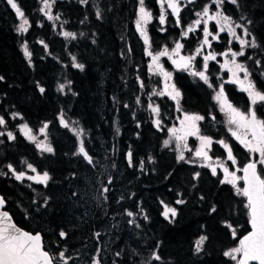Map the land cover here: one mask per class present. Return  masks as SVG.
<instances>
[{
	"label": "trees",
	"instance_id": "obj_1",
	"mask_svg": "<svg viewBox=\"0 0 264 264\" xmlns=\"http://www.w3.org/2000/svg\"><path fill=\"white\" fill-rule=\"evenodd\" d=\"M134 1L88 0L84 4L80 0H56L51 12L59 14L60 18L53 29L38 10L39 0H17L29 20V30L20 33L15 10L7 0H0V77H3L0 80V116L6 122L0 126V133L12 132L15 137L9 140L6 133L0 135V173H3V176L0 174V195L6 201L5 210L18 227L41 234L43 248L52 258L58 252V245L65 244L66 240L71 242L78 233L85 231L86 228L79 226L75 232L68 231L63 240L59 233H55L58 228L68 227L69 217L63 214L61 199L57 200V205L53 204L54 193L68 190L66 186L74 180L81 183V174L86 168L75 154L74 136L60 124L63 116L70 127L86 133L83 141L87 151H92L93 145L101 148L99 139H102L116 146L119 165L125 150L132 153L133 164L151 155L152 169L140 176L148 189L146 192L139 186L135 189V202L141 201L139 205L144 206L145 201L147 207L151 206L150 229L146 236L144 230L141 233L161 257L148 264H235L224 252L236 247L237 236L247 230L244 198L231 184H221L219 176H213L204 167L198 168L195 173L200 176L194 179L195 173L191 174L190 170H195V166H174L172 154L159 149L160 133L146 113L134 105L138 90L134 75H139L143 85L147 83L143 52L131 28ZM146 5L155 17L159 16L156 0H146ZM226 7V14L232 18L243 17L241 20L251 33L249 37L256 43L255 48L246 45L245 55L238 59L249 70L250 80L264 91V0H238V5ZM157 24L147 26L152 50L161 44L170 45L178 37V28L161 32ZM59 31L75 33L76 38H65ZM189 37L182 39L186 50L193 47ZM25 43L32 53L30 60L24 56L22 45ZM73 57L76 63L84 65L83 70L72 66ZM212 72L217 71L210 61L206 74ZM172 81L180 92L179 109L204 117L200 122V133L213 140L210 156L224 158L226 149L216 143L224 140L233 149L235 167L248 160L246 149L229 136L227 126L216 110L211 89L187 73L176 70L172 72ZM153 82L157 83L156 80ZM60 85L65 86L63 91ZM223 86L229 102L247 111L245 95L234 85L224 83ZM40 87L45 89L43 93ZM147 91L145 85L141 90L140 109L145 108L143 95ZM155 102L160 107L161 117L168 114L171 118L174 106L171 99L155 98ZM255 108L258 117L262 118V106L256 105ZM13 113L19 115L13 116ZM45 123H48L45 132L53 149L51 153L37 151L16 127L27 124L31 132H37ZM114 127L119 130L118 137L113 134ZM28 163L36 168L37 173H49L47 185L23 187L7 169L11 164L17 172ZM257 170H260L259 166ZM176 190L181 193L184 203L176 206L177 215L172 224L165 223L156 211ZM41 192L47 201L41 210H37L38 217L24 218L19 206L27 213L32 212L31 200L36 199L39 207L42 200L35 197L42 195ZM143 192L146 195L143 196ZM213 207L215 211H212ZM46 209L50 213L44 218L42 215ZM50 230L54 233L51 234ZM233 230L236 238L232 236ZM202 235L207 239L201 251L196 252L195 241Z\"/></svg>",
	"mask_w": 264,
	"mask_h": 264
},
{
	"label": "snow or ice",
	"instance_id": "obj_2",
	"mask_svg": "<svg viewBox=\"0 0 264 264\" xmlns=\"http://www.w3.org/2000/svg\"><path fill=\"white\" fill-rule=\"evenodd\" d=\"M56 0H41L42 7L39 9L41 13L49 20H59V14L55 17L51 14V10ZM81 3L86 4L88 0H80ZM160 8V13L158 17L154 16V13L146 6V0H138L137 8V18L135 20L136 31L139 33L140 37L143 40L145 45V54L151 57V63L149 64V70L153 71L154 74H162L164 80L166 81L165 88L162 91L153 90L152 95L157 96H169L173 100H177L180 97V92L176 89L175 85H168L167 81L171 80V73L164 70L160 65V57L168 56L172 64L178 70L190 71V74L199 79L203 80L209 87H214L210 81L209 76L206 74L209 69V61L216 60L217 55H222L227 57L229 54L231 56L230 60H226L224 64L221 65V68H226L229 73H231L232 79L227 81V83H238L241 85V90L248 94L250 100V107L247 112H241L239 109L234 107L225 96L224 86L220 85L219 91L216 92L214 99L219 103L221 111L225 112L228 116V124L235 125L236 130H232L231 134L250 152L258 153L259 161H252L244 165L242 169H239L243 172V176H237L236 171H230L228 167L223 164L218 165L224 173V178L220 180L221 184H231L233 188L236 189L238 195L246 198L245 208L248 210L249 224L251 225V231L244 235L242 238H239V243L236 247L231 248L228 251L224 252L226 257H229L231 260L235 261V264H250V262H255V264H264V169L261 171L257 170V163L264 165V120L260 119L257 115L256 105H264V91L260 90L259 87L249 79V70L241 63H238L236 58L238 56H244L243 51L246 44L249 42L244 40L241 36L237 35L236 28L243 27L244 34L250 35L251 33L246 26H242L239 23H235L232 20V17L224 14L222 11L212 12L208 6L205 4L203 8L196 12L195 15L197 19L192 22V25L187 27L186 31L181 33L182 37H187L189 33L195 32L196 27L202 25L203 40L201 41L200 47H197L195 50V55L182 56L180 55V50L184 47L182 43L177 41L175 47L171 49V52L167 48L164 50L153 53L151 51V41L149 33L147 30V25L153 21V19H158L161 26L167 23L168 15H171L175 18L177 26L182 25L181 10L182 4L186 7L188 4L195 3V0H156ZM229 3L233 5H238V0H228ZM211 3L216 6L217 9H220L225 0H211ZM7 4L15 10L16 16L20 18L21 22L18 25V32L26 33L29 28V20L25 16V13L18 6L17 0H7ZM170 10V11H169ZM99 17L100 13L97 12ZM243 19V17H241ZM209 21H214L217 29L216 31H211L209 29ZM234 25V26H233ZM165 29L161 27L160 31ZM227 32L229 39L228 44L231 45L233 41H238L240 44V51H233L229 47L223 53L208 52L206 55H203V65L202 70H193V62L196 59L197 55H200L203 47H212V41L219 40L221 38V33ZM63 36L65 38L75 39L76 34L68 31H64ZM83 35V33H81ZM211 37V40L209 39ZM40 43H43L41 41ZM47 47V45H45ZM251 47L255 48L256 43L253 40L251 42ZM24 56L30 60L32 53L29 51L27 44L22 45ZM251 57H249L250 59ZM73 67L83 70L84 65L75 62V57H73ZM259 63V61H257ZM243 72L244 76L241 79L238 76V73ZM264 74V73H262ZM3 77H0L2 80ZM71 81H69V84ZM64 85H60V90H64ZM141 87H144L141 83ZM40 92L43 93L45 89L43 87L39 88ZM139 103V100H138ZM127 107V105H126ZM150 110L156 116L160 115V108L158 105L153 106L149 105ZM19 115L18 113H13V116ZM203 116L200 115H188L185 114L184 119L181 121L182 128L177 130L175 128H170L169 133L176 140L177 147L180 148L181 143L186 140L187 136L195 135L200 141L199 148L195 151V156L204 160L209 161L211 157L208 155L209 150H211V145L213 140L211 137L200 134V128L197 126L198 121H202ZM215 119V117H213ZM5 119L3 116H0V126L5 125ZM60 124L64 128H69V124L66 122L63 116L60 117ZM157 127L160 126V119L155 120ZM48 128V123H45L43 127L39 130L41 133H44L45 129ZM21 132L30 140L35 141L36 136L31 134V129H29L27 124L20 126ZM73 133L79 137L82 135V130L78 131L76 129H70ZM242 130V131H240ZM119 130L117 129V132ZM178 131H182L183 135H178ZM3 135V133H0ZM9 140L15 139L12 132L7 133ZM223 146L227 151V159L231 160L233 164H236L235 157L233 156V149L229 144L224 140L216 141ZM169 144L168 140L164 141V145ZM187 148L186 143L183 145ZM36 148L43 151L51 153L53 151L52 147L45 144L43 141L36 143ZM82 155L85 160L89 163H92V159L86 151L84 141H80L78 153ZM130 166L132 164V153H128ZM178 160H185L183 152H180ZM202 166L211 167L208 164ZM141 167H143V161H141ZM10 171H12L16 180H22L25 177V172L20 171L16 172L11 164L8 165ZM27 168L32 172H36V168L31 164H27ZM211 172L213 176L217 175L216 167H211ZM200 173L194 174V179L199 177ZM28 180L35 181L39 184L47 185L50 180L48 172H43L37 176H27ZM243 181V187L237 186V181ZM111 182V181H109ZM104 191H108L107 188ZM6 201L3 197H0V207H3ZM163 203V201L161 202ZM177 204L184 203L183 200H177ZM212 211H215V207L212 208ZM128 216H133L134 213L129 211L127 212ZM162 215L165 219L175 218L177 215V210L174 207H171L167 204L164 205V211ZM147 219V217H145ZM133 223V221H129ZM139 227V225H137ZM231 228V225H227ZM65 232L61 231L60 236L64 237ZM96 235H99L97 233ZM233 238H236V231H232ZM206 236H200L195 241V251L200 252L204 242L206 241ZM119 255V253H117ZM59 258L67 260L64 252L59 253ZM153 258L155 260H160L161 257L155 252L153 253ZM0 264H53V258L50 256L49 252L44 250L42 247V238L39 233L32 234L26 231H22L17 228L14 224L11 223V218L7 211L0 213ZM93 264H99L98 261L93 259Z\"/></svg>",
	"mask_w": 264,
	"mask_h": 264
},
{
	"label": "rangeland",
	"instance_id": "obj_3",
	"mask_svg": "<svg viewBox=\"0 0 264 264\" xmlns=\"http://www.w3.org/2000/svg\"><path fill=\"white\" fill-rule=\"evenodd\" d=\"M226 1H228V0H226ZM133 4H134L135 11L133 13L132 26L135 27V20L137 18L138 0H135L133 2ZM230 4L231 3H229V5ZM231 5H233V4H231ZM41 7H42V3H41V0H39V9ZM158 8H159V6H158ZM202 8H203V6L200 7L198 11H200ZM51 14L54 17L56 16L52 12H51ZM41 15L47 19V17H45L43 13H41ZM195 19H197V17ZM47 20L51 23L52 28L56 29L58 20H56V19H53V20L47 19ZM232 20H233L234 24L239 23L240 25L245 26V22L241 19L232 18ZM20 22H21V20H20V18H18V25L20 24ZM174 22H175V20H173V17L171 15H168L167 23L165 25L161 26L160 24H157L159 29H161L160 27H163L165 29L163 32H165L167 29L173 30L174 27H176V28L179 27L178 28L179 30L177 31L178 37L176 40H173L174 42H171L170 45L161 44V45H159L158 48H156L154 50L151 49V51H153V53H158V52L164 50L165 48H167L169 50V52H171V49H173L175 47V43L177 41H179L180 43H182L184 45V42L182 41V39L180 37H181V33L183 31H186V27H185V29L181 28V26L177 27L176 24H174ZM150 23H154V24L159 23V20L156 19L155 22L152 21ZM122 31L124 33L125 28H124V30L122 29ZM63 32L64 31H59V34H61L63 36V34H62ZM133 32H135V31L133 30ZM236 33H237V35L241 36L244 40L248 41L249 42L248 44H251L252 39L249 37V35L244 34V28L243 27L236 28ZM195 41H196V39H195ZM136 42L139 43L140 49L144 53L145 52V45H144V43L143 44L141 43V40L137 35H136ZM123 43L125 45V41ZM200 43H201V39H200V37H198L197 41L195 43L193 42V47H191L190 49H187V50L183 47L180 50V55H182V56L195 55V50L197 49V47H200L199 46ZM235 43H236L235 51H240L241 49H240L239 42L235 41ZM196 44L198 46H196ZM248 44H246V45H248ZM246 45H245L243 51H245ZM204 54H205V52L203 51V48H202L201 54L197 55L195 61L193 62V65H194L193 70H202L203 55ZM218 56L219 55L216 56V60L219 59ZM239 57L240 56H238L236 58L237 62L244 65L243 62L239 61V59H238ZM143 58H144L143 65H144V68H145V71L147 74V83H145V85H147V87H148V91L143 95V98L145 100V103H144L145 108L140 109L141 100H142L141 90L144 89L145 85H144V87H141V79L139 78L138 74H135L133 77L135 82L137 83V86H138V90L134 96L133 102H134V105L138 107L139 111L143 110L146 113L147 117L150 119L151 124H153V126L155 127V130L160 133V134H158L159 135V149H163V150L167 151L168 153L172 154L174 166H181V167H182V165H184L186 167L195 166L196 167L195 170L188 169V170H190L191 174H194L195 172H197L198 168H200V167H204L210 173H212L211 167H216V169H217V175L216 176H219V179L221 180L224 178V173H223V170L218 165L223 164L224 166L228 167L230 171H236L237 176H239L240 166L238 168H234L235 164H233L231 160L227 159V151H226V155L224 156V158H218V157L210 156V150H209L208 155L211 157V159L209 161H204V160L196 157L195 151L197 148H199L200 141L197 138V136H195V135L187 136L186 140L181 143L180 148L177 147V142L169 133V129L175 128L177 130H180L182 128L181 121L184 119L185 114H188V115H197V114H192V113L181 111L179 109L177 100H173L169 96L152 95V92L154 89L157 91H162L165 88L166 81L164 80V77L162 74H154L155 69H153V71L149 70V64L151 63V57L143 54ZM197 59H199V62ZM230 59H231V56L226 58V60H230ZM226 60H225V62H226ZM196 61L198 62L199 67L197 66ZM73 62L74 61L72 60L71 61L72 66H73ZM159 63L164 68V70L171 73V80L167 81L168 85H174V83L172 81V72L174 70H176L179 72L187 73L188 75H190L191 78H193V79L196 78L199 81L203 82L207 87H209L208 84H206L203 80L199 79V77L191 75L190 71L178 70L172 64V62L168 58V56H161ZM213 64L215 65L217 72L216 73L212 72V73L207 74L209 76L210 83L214 86V87H209L211 89V92H212V98L216 104V110H217L218 114L221 116L222 121L224 122V125L227 126L226 129L229 133V136L231 138H233V140H235L236 142H239V140H237L234 136H232L231 131H230V129L236 130V126L228 124L227 114L225 112L221 111L219 103L214 99L216 92L219 91L220 85L226 83V77L223 75V72L225 71V69L221 68L222 64L219 61H213ZM134 69L137 70V66H135ZM238 76L241 79H243L244 73L240 72V73H238ZM154 80H156L157 83H154L153 82ZM237 89L238 88H236V90ZM163 97L171 99L172 103L174 104V106H172L171 118L169 117L168 114H165L163 117H161V110H160V115L156 116L152 113V111L149 108L150 104H152L153 106L157 105V103L155 102V98L162 99ZM138 100H139V103H138ZM178 100H179V98H178ZM258 106H262L263 114H264V105L258 104ZM237 109H239V108H237ZM240 111L241 112H247L246 110H240ZM156 119H160V121H161V124L159 127H157L155 124ZM260 119L264 120V116ZM200 122L201 121L197 122V126L199 128H200ZM21 125H24V124H20L19 126H16L18 132L21 133L22 137L25 139V141L32 144L37 151L42 152L41 150L36 148L37 142L43 141L45 144L49 145L46 132L44 131V133H41L39 131L43 126L37 132H31L32 135L36 136V140L30 141L21 132V130H20ZM73 128L74 127H72V126L70 127V125H69L68 130L73 129ZM113 130H114L113 134L115 135V137H118L119 132H117V127H114ZM240 131H242V130H240ZM69 132L71 133L72 136H74L73 132L71 130ZM2 133H6V137H7V132H2ZM177 134L183 135V132L178 131ZM83 137H87L86 133H83L80 136V140L83 141ZM111 137H112V133H111ZM74 140H75V144L77 145V138L75 136H74ZM101 140L102 139H99L101 148H98L97 145H93V148H92L93 152H94V155H93V165H94L93 168L94 169H90L89 177L91 179L95 178L94 173H96V178H97L98 174H100V175H102L103 179H105L109 175H112L114 177V179L117 181V183L115 185L117 191L116 190L114 191V197L112 199L108 200V202L106 203L107 207L105 208V206H104L105 203L101 200L98 188L97 187L95 188V190H94L95 193H94L92 190V188H93L92 183L91 182L88 183L87 178L84 179V175H83V180L81 183H79L77 180H74V181H72V184H70V186L69 185L66 186L68 189H70L69 191L66 190L65 191L66 193L60 194L59 191L54 193L55 196H53L54 197L53 204L57 205L56 204L57 200L61 199L62 201L61 200L60 201H61L63 208H64L63 214H65V215H67V217H69V219L66 222V225L68 226V228L69 229H77V227H79L81 225V222H82V225L87 224L89 228H86V226H85V227H83L84 229L86 228L85 233H83V231H82V233L77 234V238H76V240H78L77 246H73V247L69 248V246H68L70 243L69 240H66L65 244H63V245H58L59 249H58V252L54 255L53 264H56V263L57 264H65V260H61L59 258L60 252L65 253L67 264H85V261H84V259L86 258L85 255L88 254L87 250L91 247L88 246L86 248V251H83V250H81V248H83L84 245H82L81 243L86 241V240L88 241V244L95 242L96 236L94 238V234H93L94 229H92L93 226L95 227L94 232H97V229H99L98 231L101 232V237H99V242L101 244L102 255L104 257V264H148L150 261H152V259H154L153 258L154 249H153L152 245L150 244V242L148 241V239L146 237H144V235L142 233H140L134 226L132 227V225L135 222H137L138 220H143V217L145 215L143 207L139 206L137 209H135V208L131 209L127 206L130 203L129 200H130V197L132 195V190L135 187V184L138 183L140 176L142 174L145 175L148 172V169H152L151 168L152 157H151V155L148 154L144 157V159H139L136 164H133V161H132V164L130 166L129 158L127 159L124 155V159L120 162L119 167H118L117 162L113 166L112 163L109 161L110 153H111V149H109V147H112V149H114L113 152L115 153L116 146L114 147V144L112 146L111 142L107 143L106 141H104V140L101 141ZM165 140L169 141V144L167 146L164 145ZM184 143H186L187 148H185L183 146ZM125 151H128V150H125ZM246 151H247V157L249 158V160H255L257 158V160L259 161L260 157H259L258 153H250L247 149H246ZM180 152H183L185 160H178L177 159ZM75 154H76V152H75ZM141 161H143V167H141ZM204 164H208L211 167L202 166ZM230 164H231V166H230ZM257 166H259V169H260L259 171L264 169V165H261L258 163ZM7 169H8V167H7ZM20 171H23L26 174L22 180H19V181L17 180V182L22 183V184L20 183L21 186L32 188V186H35V185H44V184H39V183H36L35 181L27 179V176H37L38 174H42V173L32 172L30 169L27 168V166H25L22 170H18L17 172H20ZM130 171H132L131 174H129ZM0 174L3 176V173H0ZM12 175H13V173H12ZM91 175H92V177H91ZM118 181H120L122 184H118ZM239 183H240V185H239ZM98 186H99V184H98ZM140 186L142 187L143 191L146 189V187H148V185L146 183H140ZM237 186L241 187L240 181H237ZM90 187H91V189H90ZM41 193H42V195L37 194V196L35 197V198L39 199L40 201L42 200L41 205L39 207H37L36 199L31 200L33 202L32 204L34 206L31 205V209L33 211L32 212L29 211L30 215H29V212L27 213V211L23 210V207L19 206V209H20V211H22L24 218L28 217V216H29V218L30 217H32V218L38 217V215H37L38 211L43 208V206L46 204V201H47L46 196L43 195L44 193L43 192H41ZM115 196H116V198H115ZM135 196H136V194L134 195V197ZM168 197H169L168 202H166L165 204H167L171 207H174V208H176V206L181 205V204L176 203V201L178 199L183 200L181 198L182 195L178 190L173 191L171 193V195L169 194ZM112 204H113V207H112ZM165 204H162V206ZM125 205H126V207H125ZM162 206H159V209L156 211V213L158 214L159 217H161L163 222L172 224V222L175 220V218H171V216H170L169 219H165L163 215L161 216V213L164 211V207L162 209ZM161 209H162V212H161ZM129 211L133 212L134 215L131 217L128 216L127 212H129ZM49 213H50V210L46 209L43 211V214H45V215H42V216L45 218L46 216L49 215ZM59 214H62V213L59 212ZM114 216L117 217V219H115ZM129 221H133V223H130V225H128ZM117 222H119V224L120 223L123 224V226L120 227V225H119V227H118ZM100 224L102 225L101 227H100ZM45 225H46L47 229H50V226L48 224H45ZM137 225H138V223H137ZM80 228H82V226ZM135 229H136V232H135ZM61 231H63V230L61 228H58V229H56L55 233L57 234V233H60ZM122 231H124L123 235L121 234ZM50 233L53 234L54 231L50 230ZM118 239H120V240L118 241ZM96 245H97V242H95L94 246L91 248V250H92L91 254L96 253V251H97ZM154 245L155 244H153V246ZM82 252H83V254H82ZM117 253H119V255H117ZM105 260L107 262H105Z\"/></svg>",
	"mask_w": 264,
	"mask_h": 264
},
{
	"label": "flooded vegetation",
	"instance_id": "obj_4",
	"mask_svg": "<svg viewBox=\"0 0 264 264\" xmlns=\"http://www.w3.org/2000/svg\"><path fill=\"white\" fill-rule=\"evenodd\" d=\"M205 4H208V6H209V8H210V10L212 11V12H216V11H222L224 14H226V8H228V7H226V6H229V3H228V1H226L225 0V3L223 4V6L220 8V9H217L216 8V6L214 5V4H212L211 3V0H195V3H193V4H188L186 7L184 6V4H182V10H181V17H182V25H181V28H183V29H185V27H186V30H187V27L189 26V25H192V22L195 20V18H196V15H195V13L196 12H198V10H199V8L200 7H202V6H204ZM158 5V4H157ZM159 6V5H158ZM159 10H160V8H159ZM170 11V10H169ZM227 15V14H226ZM173 20H175V18L173 17ZM174 24H176V20H175V22H174ZM176 26H177V24H176ZM178 27V26H177ZM196 27V31L195 32H192V33H189L188 34V36L190 35V39L192 40V42H196L197 41V38L198 37H200V39H201V41L203 40V32H202V25H200V26H195ZM135 32V38H136V35L140 38V40H141V43L143 44V40H142V38L140 37V35H139V33L136 31V27H134V26H132L131 27ZM179 28V27H178ZM209 29L211 30V31H216V30H218L217 29V26H216V24H215V22L214 21H209ZM221 35V38L219 39V40H216V41H212L211 43H212V47L211 48H208V47H203V51L205 52V54L204 55H206L208 52H215V51H218V53H223V52H225L229 47H231V49L233 50V51H235V49H236V43H235V41H233V43L231 44V45H229L228 44V39H229V36H228V34H227V32H224V33H221L220 34ZM187 36V37H188ZM187 37H180L181 39H186ZM195 39H196V41H195ZM209 39L211 40V37H209ZM132 41H134V39H131ZM201 45V43L199 44V46ZM196 46H198L197 44H196ZM216 53V52H215ZM144 55H146L145 54V52L143 53ZM230 56V54L227 56V57H229ZM227 57H223V59L224 60H226V58ZM218 58H219V62L222 64V58H221V55H219L218 56ZM210 62V61H209ZM208 62V63H209ZM110 143V142H109ZM112 143V142H111ZM112 146H113V143H112ZM109 149H111V153H110V158H109V161L112 163V165L114 166L115 165V163L117 162V164H118V167H119V162H118V155H116L114 152H113V150L114 149H112V147H109ZM87 151V150H86ZM88 152V154H89V156L91 157V159H92V163H91V165H89V164H87L79 155H78V157L84 162V164H85V166H86V168H85V170H84V172L81 174V181L83 180L82 179V175L84 174V179H86L87 178V180H88V183L89 182H91L92 183V185H93V188H92V190H93V192L95 193V188L97 187L98 188V191H99V194H100V197H101V200L105 203L104 204V206H105V208L107 207V205H106V203L108 202V200L109 199H112L113 197H114V191L116 190L117 191V189H116V187H115V185H116V183H117V181L114 179V177L112 176V175H109V176H107L105 179H103V177H102V175H100V174H98V176H97V178H96V173H94V177L95 178H93V179H91L90 177H89V171H90V169H94L93 168V155H94V152H93V150L92 151H87ZM125 154V157L128 159V153H130V152H128V151H125L124 152ZM132 173V171H130V173L129 174H131ZM91 177H92V175H91ZM98 180V181H97ZM109 181H111V182H109ZM142 182H144V180H141V179H139V181H138V183H136L135 184V187L133 188V190H132V195H131V197H130V203L127 205L129 208H131V209H137L140 205H139V203L141 202V201H137V202H135V197H134V195L136 194L134 191H135V189L139 186V188H142L141 186H140V183H142ZM98 184H99V186H98ZM118 184H122L120 181H118ZM105 188H107L108 189V191H104V189ZM90 189H91V187H90ZM148 189V187H146V189L144 190V192H146V190ZM70 189H68L67 191H69ZM87 190V189H86ZM144 192H143V196L144 195H146V193L144 194ZM63 193H66L65 191L63 192ZM66 195V194H65ZM67 197V196H66ZM115 198H116V196H115ZM114 198V199H115ZM161 206H162V204H161ZM112 207H113V204H112ZM125 207H126V205H125ZM142 207H143V209H144V217H143V220H138L137 222H135L133 225H132V227L134 226L140 233H141V231H143L144 230V232H145V236H146V233H147V230H149L150 229V218H151V215H150V210H151V206L150 207H147V203L144 201V206L142 205ZM163 207H164V205L162 206V209H163ZM113 209V208H112ZM162 209H161V212H162ZM161 216H162V213H161ZM145 217H147V219H145ZM29 218V217H28ZM114 218L115 219H117V217H115L114 216ZM30 219V218H29ZM137 223H138V225H140L139 227H137ZM119 225H120V227L121 226H123V224H119V222H117V226L119 227ZM128 225H130V223L128 222ZM80 226H82V228L83 227H85L86 226V228H89L88 227V225L87 224H83L82 225V222H81V225ZM102 225L100 224V227H101ZM92 229H94L93 230V234H94V238H95V236H96V238H95V242H97V251H96V253L95 254H91V252H92V250H91V248L94 246V244H95V242H93V243H89L88 244V241L86 240V241H84V242H82L81 244L82 245H84L83 246V248H81V250H83V251H86V248L89 246V247H91V248H89L88 250H87V253L88 254H86L85 255V259H84V261H85V264H93V259L95 258V260L96 261H98L99 262V264H104V257H103V255H102V249H101V244H100V242H99V237H101V232L100 231H98L99 229H97V232H94L95 231V227L93 226L92 227ZM136 229H135V232H136ZM63 230V232H65L66 233V235H67V233H68V231H73V232H75L76 231V229H69L68 227H65V229H62ZM83 233H85V231H83ZM97 233H99V235H96ZM122 235L124 234V231H122V233H121ZM65 235V236H66ZM59 236H60V233H59ZM65 236L64 237H61V239H64L65 238ZM120 239H118V241H119ZM77 241L78 240H76V239H73L70 243H69V248H71V247H73V246H77ZM99 247V248H98ZM89 251V252H88ZM82 254H83V252H82ZM105 262H107L106 260H105Z\"/></svg>",
	"mask_w": 264,
	"mask_h": 264
},
{
	"label": "water",
	"instance_id": "obj_5",
	"mask_svg": "<svg viewBox=\"0 0 264 264\" xmlns=\"http://www.w3.org/2000/svg\"><path fill=\"white\" fill-rule=\"evenodd\" d=\"M223 57H224V56L221 55V58H222V64L225 63V60L223 59ZM224 69H225V72H226V82H227V81L231 80L232 77H231V73H229V72L227 71L226 68H224ZM229 84H232V85H234V86H237V87L240 89V91L245 95V97L247 98V101H248V109H249V107L251 106V105H250V100H249L248 94H247L246 92H244V91L241 90V85L238 84V83H229ZM73 129H76V127H74ZM76 130H77V129H76ZM72 132H73V131H72ZM73 134H74V133H73ZM74 135H75V134H74ZM75 137L77 138L76 135H75ZM80 141H81V140H80V137H79V139L77 138V145L75 146V151H76V153H78V148H79ZM77 155H79V154H77ZM79 156H80V157H81V158H82L87 164L91 165V163H89L87 160H85L84 157H83L82 155H79ZM252 161H257V162H258L257 158H256L255 160H246L245 162H243V163L241 164L240 169H242V168L244 167V165H246L247 163L252 162ZM240 176H243V172H242V171H240ZM240 182H241V187H243V181L240 180ZM0 197H2V196L0 195ZM243 198H244V202L246 203V198H245V197H243ZM5 204H6V203H5ZM5 204H4L3 207H0V213L6 211V210H5ZM8 214H9V213H8ZM246 214H247V219H246L247 230H246L244 233H242V234H240V235L237 236V238H236V246H237L238 243H239V238H242L244 235H247V234L251 231V225L249 224V216H248V210H247V209H246ZM9 217L11 218L10 214H9ZM11 223L14 224L17 228L21 229L22 231H25V230H23L22 228L18 227V226L13 222L12 218H11ZM26 232H29V231H26ZM29 233L36 234V233H39V232L36 231V232H29ZM39 234H40V233H39ZM40 235H41V234H40ZM41 238H42V237H41ZM42 247H43V243H42ZM44 250H45V249H44ZM250 264H255V262H250Z\"/></svg>",
	"mask_w": 264,
	"mask_h": 264
}]
</instances>
